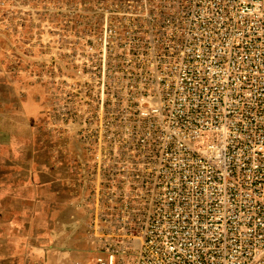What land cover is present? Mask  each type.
<instances>
[{"label":"rangeland","instance_id":"obj_1","mask_svg":"<svg viewBox=\"0 0 264 264\" xmlns=\"http://www.w3.org/2000/svg\"><path fill=\"white\" fill-rule=\"evenodd\" d=\"M153 0H42L33 4L29 39L7 56L8 71L40 85L62 154L74 159L78 205L87 236H145L153 219L139 211L142 190L166 194L206 188L186 146L188 112H264V19L157 20ZM234 62L237 82L217 66ZM192 66L214 69L212 78ZM153 112H160L155 115ZM246 120L239 140L264 143L260 117ZM242 150L228 152L225 173L241 175ZM238 181V195L245 189ZM252 212L242 210L247 219ZM135 246V243H133Z\"/></svg>","mask_w":264,"mask_h":264},{"label":"built area","instance_id":"obj_2","mask_svg":"<svg viewBox=\"0 0 264 264\" xmlns=\"http://www.w3.org/2000/svg\"><path fill=\"white\" fill-rule=\"evenodd\" d=\"M157 20H248L264 19V0H153ZM234 62L222 61L216 74L227 82L239 80ZM192 74L212 78L210 66H192ZM158 115L160 112H153ZM264 112H188L189 126L183 132L188 148L203 150L209 158L192 159L209 179L206 188L166 194L142 190L136 202L139 211L153 219L141 226L145 236L95 239L98 244L90 264H264V143L252 151L239 140L245 121ZM258 122V120H257ZM242 150L241 175L225 173L224 156ZM246 186L238 195L233 186ZM252 212L247 219L242 210ZM135 243V246L133 245Z\"/></svg>","mask_w":264,"mask_h":264},{"label":"crops","instance_id":"obj_3","mask_svg":"<svg viewBox=\"0 0 264 264\" xmlns=\"http://www.w3.org/2000/svg\"><path fill=\"white\" fill-rule=\"evenodd\" d=\"M37 3L0 0V264H90L96 248L76 197L74 159L62 154L43 88L8 71Z\"/></svg>","mask_w":264,"mask_h":264}]
</instances>
